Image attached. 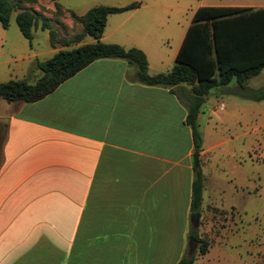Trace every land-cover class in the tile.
I'll return each mask as SVG.
<instances>
[{
  "label": "crops",
  "instance_id": "obj_1",
  "mask_svg": "<svg viewBox=\"0 0 264 264\" xmlns=\"http://www.w3.org/2000/svg\"><path fill=\"white\" fill-rule=\"evenodd\" d=\"M223 6L257 10L264 0ZM144 8L108 15L101 41L141 49L154 75L162 73L154 66H174L190 22H159L140 13ZM120 13L136 18L133 30L125 21L107 29ZM10 24L0 23V76L8 70L33 83L41 75L37 62L63 47L57 41L52 46L48 35L49 48L39 52L33 40L41 24L31 42L20 30L10 32ZM157 27L176 33L170 55L162 50L170 38L156 35ZM82 37L74 47L88 43ZM261 71L248 88L257 87ZM134 72L124 59H97L38 101L0 100V264H177L189 253L195 157L187 107L181 89L137 82ZM202 119L201 111L198 124ZM203 143L204 136L196 227L209 247L198 255L196 243L194 264L229 251L232 236L241 234L230 213L246 214L257 202L247 175L239 181L212 176L210 151L223 142Z\"/></svg>",
  "mask_w": 264,
  "mask_h": 264
},
{
  "label": "trees",
  "instance_id": "obj_2",
  "mask_svg": "<svg viewBox=\"0 0 264 264\" xmlns=\"http://www.w3.org/2000/svg\"><path fill=\"white\" fill-rule=\"evenodd\" d=\"M25 1V0H24ZM20 0H0V23L7 28L10 15L20 10ZM139 3L125 6H95L83 15L69 11L82 25V34L74 41L80 43L82 35L91 36L94 41L80 44L71 49H60L50 58L37 62L41 75L33 82L8 80L0 82V100L7 102H35L52 93L61 83L73 77L93 61L103 58L124 59L135 68L137 82L164 86L172 91L181 89L187 107L186 124L192 132L195 162L192 182L191 215L200 214L203 192V173L199 153L202 150V135L198 115L211 89L228 85L232 79L237 88L230 92L251 100L264 98L260 92L246 86V82L264 68V8L252 10L231 6H199L195 9L175 58V64L168 72L151 75L145 53L137 48L101 41L107 17L136 8ZM56 11H59L57 7ZM22 35L31 42L32 30L37 26L34 12L21 8L15 17ZM41 29H48L52 46L55 31L43 21ZM189 86V88H187ZM4 134L0 136V153ZM189 239L198 245V255L208 251V241L198 235L197 227L191 226ZM195 255L185 253L177 264H194Z\"/></svg>",
  "mask_w": 264,
  "mask_h": 264
},
{
  "label": "rangeland",
  "instance_id": "obj_3",
  "mask_svg": "<svg viewBox=\"0 0 264 264\" xmlns=\"http://www.w3.org/2000/svg\"><path fill=\"white\" fill-rule=\"evenodd\" d=\"M241 1L243 0H20L19 5H21L20 9L34 12L37 25L43 21L48 23L55 31V41L62 45L63 49H71L78 44L73 38L77 35L80 24L69 11L82 14L100 5L125 6L130 3H139L146 7L140 13L148 11V15L153 14L156 21H171L185 27L191 22L192 14L199 6H223ZM57 7L59 11H56ZM118 15L109 18L107 29H111L120 21H125V28L133 30L136 18L127 20L126 14ZM116 19H118L117 22ZM142 19L145 17L137 18L138 21ZM10 23L9 31L17 29L20 35L15 21V12L12 13ZM157 29L152 30L156 35L170 38L168 39L170 45L166 39L162 42L163 52L170 55L174 49L176 33L171 32L170 27H164V29L157 27ZM153 32H151L152 36L156 37ZM48 35L45 29L38 28L34 31L33 43L38 46L39 52L49 48ZM92 40L93 38L89 35L82 37L83 42ZM171 69L172 67L166 64L152 67V71L157 73H165ZM254 79L257 87H252L251 90L257 93L264 88V69ZM7 80H16L14 73L8 70L0 76V81ZM236 88L237 84L233 80L228 85L211 89L201 106L204 119L199 123V130L202 137L204 136L205 144L223 142L210 151L212 176L239 181L241 177L247 175V185L252 186V193L257 195V202L248 204L246 214L238 211L230 213L231 226H239L241 234L237 232L234 237L232 236L234 241L232 240L230 245L227 244L229 251H225L219 260L215 257L209 262L196 264H264V98L251 100L235 96L230 91ZM220 103L225 106L222 110L219 109ZM253 176L255 178L251 179ZM239 238L240 242L237 241Z\"/></svg>",
  "mask_w": 264,
  "mask_h": 264
},
{
  "label": "water",
  "instance_id": "obj_4",
  "mask_svg": "<svg viewBox=\"0 0 264 264\" xmlns=\"http://www.w3.org/2000/svg\"><path fill=\"white\" fill-rule=\"evenodd\" d=\"M200 218V215H196V217L191 216V222L193 226H198V220ZM196 251V242H194L193 240H189L188 242V252L189 254H194Z\"/></svg>",
  "mask_w": 264,
  "mask_h": 264
},
{
  "label": "built area",
  "instance_id": "obj_5",
  "mask_svg": "<svg viewBox=\"0 0 264 264\" xmlns=\"http://www.w3.org/2000/svg\"><path fill=\"white\" fill-rule=\"evenodd\" d=\"M224 108H225L224 104H223V103H220V104H219V109L222 110V109H224Z\"/></svg>",
  "mask_w": 264,
  "mask_h": 264
}]
</instances>
